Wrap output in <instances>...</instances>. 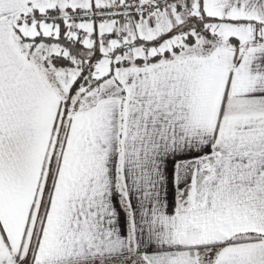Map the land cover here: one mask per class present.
<instances>
[{"label": "snow or ice", "instance_id": "1", "mask_svg": "<svg viewBox=\"0 0 264 264\" xmlns=\"http://www.w3.org/2000/svg\"><path fill=\"white\" fill-rule=\"evenodd\" d=\"M0 264H264V0H0Z\"/></svg>", "mask_w": 264, "mask_h": 264}]
</instances>
